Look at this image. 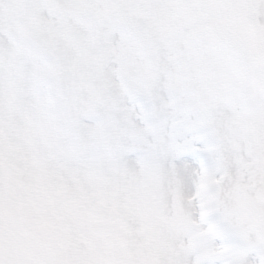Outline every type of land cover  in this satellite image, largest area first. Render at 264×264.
<instances>
[{"label": "snow or ice", "instance_id": "6c2138e0", "mask_svg": "<svg viewBox=\"0 0 264 264\" xmlns=\"http://www.w3.org/2000/svg\"><path fill=\"white\" fill-rule=\"evenodd\" d=\"M0 264H264V0H0Z\"/></svg>", "mask_w": 264, "mask_h": 264}]
</instances>
